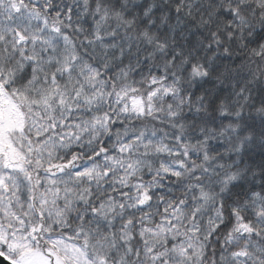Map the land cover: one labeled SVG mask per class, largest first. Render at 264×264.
<instances>
[{
  "label": "clouds",
  "instance_id": "obj_1",
  "mask_svg": "<svg viewBox=\"0 0 264 264\" xmlns=\"http://www.w3.org/2000/svg\"><path fill=\"white\" fill-rule=\"evenodd\" d=\"M38 2L37 19L67 29L68 39L57 45L61 68L70 56L77 70H89L82 81L70 74L66 91L81 82L96 86L88 88L93 102L73 117L88 122L80 151L107 143L116 149L109 162H120L111 164L110 179L98 176L100 188L92 185L93 203L110 195L105 184L132 191L123 210L118 195L105 198L111 207L100 210V220L114 226L89 220L84 227L91 235L83 237L64 229H80L78 217L90 214L87 196L80 202L74 195L64 206L63 223L25 215L18 205L21 222L0 215L8 241L23 235L49 264H57L52 241L61 239L82 250L85 264H264V0H95L99 11L93 0ZM68 8L70 22L57 15ZM5 47L16 51L0 49V93L35 101L54 68L39 59V49L29 47L26 56L12 40ZM152 79L163 82L149 96ZM133 96L142 99L143 112L139 105L133 110ZM22 106L29 122L43 110ZM129 162L131 170L124 167ZM97 163L104 169L103 160ZM144 195L151 197V216L161 219L159 209L169 208L174 223L150 221L154 231L141 238L130 225L122 230L117 218L138 213ZM232 213V227H221ZM241 216L250 218V229L239 227ZM0 253L7 261V243H0Z\"/></svg>",
  "mask_w": 264,
  "mask_h": 264
},
{
  "label": "snow or ice",
  "instance_id": "obj_2",
  "mask_svg": "<svg viewBox=\"0 0 264 264\" xmlns=\"http://www.w3.org/2000/svg\"><path fill=\"white\" fill-rule=\"evenodd\" d=\"M93 5L99 11L100 5H95V0H93ZM39 9L38 0H0V49L16 51L15 48L5 47L7 40H12V43L22 49L26 56L29 47L33 51L39 49V59L47 60L49 66L54 68L51 76L44 78L45 87L37 92L35 101L29 97H22L20 101H16L0 93V215L21 222L23 218L15 212V208L19 205L25 211V215L32 212L40 220L48 216L55 217L63 223L66 222L62 219L64 206L74 202V195L80 202L83 201L84 196H87L90 214L78 217L81 221L79 230L65 228L64 231L72 232L74 235L79 232L81 237L86 234L90 236L91 234L84 227L89 220L100 223L101 227L105 224L114 226L110 219H104L103 222L100 220V210L111 207V205H105V198L113 199L118 195L120 208L123 210L125 208L123 201L132 189L125 187L114 190L112 184H105L104 188L110 192V195L106 193V197L93 203L95 197L92 192L95 189L92 185L95 184V188H100L98 176L102 175L105 180L110 179L113 175L111 164L120 162L114 160L109 162L108 158L116 149L110 151L107 143L99 144V147L93 149L91 153L83 154L80 151V141L84 139L80 131L87 127L88 122L81 119L74 120L73 117L76 111L80 110L81 104L90 105L93 102L95 98L89 95L88 88L91 87L92 91H95L96 86L85 87L81 82L72 87L70 93L66 91L70 86L68 78L70 74L78 73L76 79L82 81V78H90L89 70L84 65L77 70L70 56L68 57L69 62L63 64L61 68L63 58L60 54L61 48L57 45L61 38L68 39L67 29L58 27L54 22L50 23L46 17L37 19L36 12ZM47 10L51 12V9ZM65 14L70 22L72 9H66L65 13H57L60 17ZM62 33L63 36H61ZM97 38H100L99 33ZM65 55L68 54L65 53ZM162 82L152 79L148 95H155L153 90L158 89ZM48 84L52 87L48 88ZM112 87L115 88V85L113 84ZM129 102L133 110H136L139 105V110L143 112L141 98L133 96ZM24 104L34 110H36V105H40L43 109L40 111V116L33 117V120L29 122L30 113L25 111L22 106ZM87 114L91 115L90 112ZM105 118L108 119L107 116ZM45 119H47L46 124L43 122ZM88 135L89 133L85 132V136ZM72 141H76V145H73ZM66 144L67 147H65ZM120 151L122 153L123 149ZM174 154L180 155L179 152ZM82 155L83 159H81ZM101 160L105 163L102 170L99 169L97 163ZM182 161L183 157L181 167H183ZM124 167L131 170L132 163L129 162ZM94 171L98 173L97 176L93 175ZM173 175L179 176V172ZM85 188L87 191H84ZM177 203L182 204L183 200ZM150 205L151 197L144 195L137 201L138 213H129L127 217L117 218L118 221L123 220L121 229L130 225L142 238L145 232L154 231V228L150 226V221L152 225H160L162 220L168 227H171L174 220L170 209H159L163 212V217L157 219L151 216ZM178 211L176 205L171 206V213ZM132 215H136L137 218L132 219ZM235 216L236 214L232 213L229 220L221 227L225 229L232 227ZM138 220L142 223H137ZM240 220L244 223L239 227L250 229L249 217L241 216ZM40 229L43 230L42 225ZM31 230L35 232L37 227L32 225ZM172 242L171 239L166 241L169 245ZM0 243H7L9 255L5 258L8 264H49V259L39 249L29 244L23 235L18 234L8 241L2 224H0ZM52 244L57 250L55 253L57 264H85L82 250L71 241L54 240Z\"/></svg>",
  "mask_w": 264,
  "mask_h": 264
},
{
  "label": "water",
  "instance_id": "obj_3",
  "mask_svg": "<svg viewBox=\"0 0 264 264\" xmlns=\"http://www.w3.org/2000/svg\"><path fill=\"white\" fill-rule=\"evenodd\" d=\"M0 264H8L7 261H4L2 257H0Z\"/></svg>",
  "mask_w": 264,
  "mask_h": 264
}]
</instances>
